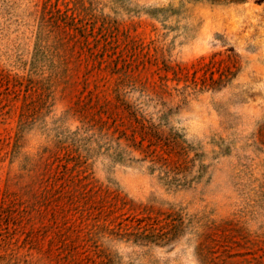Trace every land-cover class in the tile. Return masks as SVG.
Returning a JSON list of instances; mask_svg holds the SVG:
<instances>
[{
	"label": "rangeland",
	"instance_id": "374dc122",
	"mask_svg": "<svg viewBox=\"0 0 264 264\" xmlns=\"http://www.w3.org/2000/svg\"><path fill=\"white\" fill-rule=\"evenodd\" d=\"M39 1L0 0V76L23 82L0 77V264H248L264 237V0H95L110 22L88 15V45L58 53L55 32L36 49ZM40 154L73 191L36 181ZM145 214L169 215L157 243L133 241Z\"/></svg>",
	"mask_w": 264,
	"mask_h": 264
},
{
	"label": "trees",
	"instance_id": "16d2710c",
	"mask_svg": "<svg viewBox=\"0 0 264 264\" xmlns=\"http://www.w3.org/2000/svg\"><path fill=\"white\" fill-rule=\"evenodd\" d=\"M95 0H40L36 3L35 9V18L39 22V29L37 33L36 39V49L40 48H48L47 40L49 39L51 33L55 32L52 36L53 41L51 42V46L58 53L60 48H68L72 43L81 44L82 46L88 45V32H86V28L84 26L83 19L88 15L91 16L93 23L96 21H101L102 25L110 22V17L107 15H102L101 12L97 11ZM96 58V57H95ZM102 60V59H101ZM1 80L6 82V85L13 89V91H18L22 89V75H11L10 73L4 72L1 74ZM42 87H38L41 93L43 94L46 91V86L49 83L50 77H44ZM130 109L127 110V112ZM136 118V124L138 127H142L143 129L140 131L141 140H144L146 137L151 138L150 142H153L155 139L153 138V134L147 132V125L143 120L138 117ZM23 125V121L20 120V128ZM160 138V137H159ZM157 140V145L161 144V141ZM134 142H136V138H133ZM166 141V139H163ZM154 144V143H151ZM9 146L8 142L0 141V147ZM139 146V145H137ZM141 148V146H140ZM53 153L55 151L52 150ZM49 156H53L51 159ZM48 159L43 157L42 154L39 155L38 163L39 165H43V170L37 172L36 181H50L51 185L49 190L53 188V186L59 188L61 186H68L70 191H73L75 187V183L73 179L62 178L56 170L54 169V163L56 164V159L54 154L49 155ZM77 162V161H76ZM77 167H80L77 164ZM68 169V168H67ZM65 171L66 175L68 171ZM78 174L82 173L85 169L82 167L79 168ZM85 172V171H84ZM84 177V178H83ZM79 178V183L82 185V188H85L91 191L92 195L98 196L99 203H105L107 200L106 195H108L107 191L108 187L103 186H94L91 185L89 180L82 181L86 178V175ZM60 179H64V184L59 182ZM66 184V185H65ZM47 191V190H46ZM71 197H77L70 193ZM74 203H78L79 200L73 199ZM169 215L166 214L164 216L160 215H150L145 214L140 216L137 221V226L135 231L133 232V241H137L140 243L143 242H153L157 243L159 231L164 227L163 223H167ZM157 220V222H156ZM129 230V234H131ZM130 236V235H129ZM257 247L254 248V255L251 259H248V264H264V237L262 236L259 241H257ZM203 259H206L205 256H202ZM103 264H108L103 263Z\"/></svg>",
	"mask_w": 264,
	"mask_h": 264
}]
</instances>
